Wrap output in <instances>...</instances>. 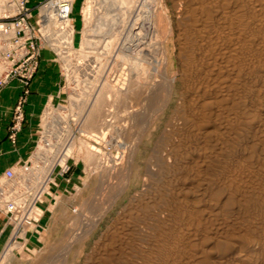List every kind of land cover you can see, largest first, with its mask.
Returning <instances> with one entry per match:
<instances>
[{
  "label": "rangeland",
  "instance_id": "obj_1",
  "mask_svg": "<svg viewBox=\"0 0 264 264\" xmlns=\"http://www.w3.org/2000/svg\"><path fill=\"white\" fill-rule=\"evenodd\" d=\"M109 1L27 0L19 50L38 62L25 107L39 105V126L29 157L8 168L42 151L71 167L49 194L43 242L4 249L0 264H264V0ZM88 2L93 27L117 18L102 27L112 54L82 51ZM3 4L0 21L22 18L18 1ZM12 81L22 91L0 103V143L18 149L24 88L13 79L0 93ZM105 81L101 131L86 117Z\"/></svg>",
  "mask_w": 264,
  "mask_h": 264
},
{
  "label": "built area",
  "instance_id": "obj_2",
  "mask_svg": "<svg viewBox=\"0 0 264 264\" xmlns=\"http://www.w3.org/2000/svg\"><path fill=\"white\" fill-rule=\"evenodd\" d=\"M16 1L19 2L18 10L22 18L14 22L4 21V19L0 21V90L13 79L20 81L24 88L14 109L17 117L11 128L12 138L15 137V131L20 128L23 120L25 99L30 92L29 83L38 67L37 59L33 54L26 57L23 51L19 50L22 46L19 35L27 27L28 7L27 0ZM66 17H61V21H65ZM68 26L70 27L69 24ZM57 158L58 156L53 155V152L48 155L47 152L42 151L39 156L26 161L24 165L8 168L0 175V216L5 215L6 222L11 227L5 249L13 245H22L23 248L28 249L30 233L39 234V229L43 228L42 204L45 197L57 185V176L67 174L71 167L68 163L69 156L62 162ZM42 167H46L47 171L42 172ZM57 168L58 171H56ZM66 180L70 182L71 179Z\"/></svg>",
  "mask_w": 264,
  "mask_h": 264
},
{
  "label": "crops",
  "instance_id": "obj_3",
  "mask_svg": "<svg viewBox=\"0 0 264 264\" xmlns=\"http://www.w3.org/2000/svg\"><path fill=\"white\" fill-rule=\"evenodd\" d=\"M37 3H39V0H37ZM31 85H32V91H33L32 95L34 93H38L39 92V69L35 77L33 78ZM21 91H22V87L17 81H12L8 86H6L0 93V101H1L0 103L2 107L3 108L7 107L9 109L12 108V105H14L13 103L15 102V100L17 99ZM10 99H13V100L11 101ZM5 105H11V106H5ZM25 112H26L27 118H26V122H25V126L23 130L24 132L26 131V133L24 134L27 137L25 139L23 135L20 136L18 149H13L12 147H8L9 145L6 146L7 144L5 145V143H2V144L0 143V175H2V173H4V171L9 166L13 165L14 163L16 162L20 163L22 161H25L29 157L32 151V149L29 147L33 145V143L32 142L29 143L28 137L37 128L36 126H39V105H34L32 99H30V103H28L25 107ZM8 124H9V121H6V127ZM2 151L6 153L1 154ZM75 172L77 174H75ZM71 173H72L71 177L74 179L76 183H78L79 181L77 178L79 175H81L80 167L73 166ZM66 186L70 187L68 186L67 183H65L64 185H61L62 188H65ZM54 197L55 196L50 197L48 195L45 197V200H44L45 206H43L44 216L42 219V223L46 226L49 224V222L52 220L54 216L53 215V210H55V208H53V206L55 205ZM10 230H11V227L6 222V216L1 215L0 216V255L3 253L7 245V242L10 236ZM30 238H31L30 241L32 242L33 246H39L41 242H43V240H41L42 234H40V236H37L36 234H32Z\"/></svg>",
  "mask_w": 264,
  "mask_h": 264
},
{
  "label": "bare ground",
  "instance_id": "obj_4",
  "mask_svg": "<svg viewBox=\"0 0 264 264\" xmlns=\"http://www.w3.org/2000/svg\"><path fill=\"white\" fill-rule=\"evenodd\" d=\"M106 1H108V0H106ZM110 1H111V2H110ZM110 1H109V2L112 3V0H110ZM115 1H116V0H115ZM118 1L121 2L120 4H123V6H124V3H125L124 1H127V0H122V1L117 0V2H114V3H117V5H118V4H119ZM128 1H131V0H128ZM133 1H134V0H133ZM139 1H140V0H139ZM4 2H6V0H0V15L2 14V12H3V10H4V5L7 4V3H6V4H3ZM86 2H87V0H86ZM89 2H90V0H89ZM89 2L87 3L88 7H87V8H84V9H86V10H85L86 12L84 11V12H85L84 14H85L86 17H85V25H84V30H83V39H81V40H82V44H81V45H82V51H83L84 53L88 52V53H86V55L89 54V55L91 56L90 53H93V52H91V51H86L87 49H88V50H91V49H89V48H91V47L97 45V47H98L99 50H100L101 48L99 47L100 45L98 46V44H103V43H104L105 46H107L108 44H109V45H112V44L115 42V41H113L114 38H111V37L109 36L110 34L107 35L106 31H104V29H103L102 27L105 26L106 24L108 25V22H111V23L113 22L112 24L114 25V21L117 20V18L115 19V18L112 17V19H115V20H114V21H113V20H110V21L107 20L108 22L105 23V25L103 24L102 21H104V20L106 21V19H104V20H100V23L103 24V26L100 24L101 27H99V26H98L99 24H98L97 26L95 25L96 28H95V26L93 27V25H92V19H91V17H92V16H91V15H92V13H91V9H93V7L91 8V6H92L93 4L91 3L92 5H91V4L89 5ZM141 2H142V0H141ZM135 3H136V1H134V4H133V5H135ZM112 4H113V3H112ZM112 4H110V6H111ZM127 4H129V3H127ZM127 4H126L125 6H127ZM140 4H141V3H140ZM137 5H138V4H137ZM63 6H64V5H63ZM63 6H59V10H61L63 14H64V13H67V14H66V15H63L62 17H64V16H65V17H66V16L68 17V16H69V13H68V12H69V10H70V7H69L67 4H66V6H64V7H63ZM129 6H130V4H129ZM136 7H137V6H136ZM111 8H112V7H111ZM115 8H116V7H115ZM115 8H114V9H115ZM131 8H134V7L131 6ZM116 9H117V8H116ZM118 9H119V8H118ZM135 9H136V8H135ZM57 10H58V9H57ZM111 10H112V9H111ZM132 10H133V9H132ZM113 11H114V10H113ZM116 11H117V10H116ZM121 12H123V11H120V13H121ZM127 12L129 13V11H127ZM108 13H109V12H108ZM120 13H118V16H119ZM111 14H112V13H111ZM123 14H124V13H123ZM101 15H102V13H101ZM103 15H104V14H103ZM109 15H110V14H109ZM99 16H100V15H99ZM110 16H111V15H110ZM120 16H121V15H120ZM120 16H119V17H120ZM122 16H123V19L125 20L124 15H122ZM122 16H121V17H122ZM103 17H104V16H103ZM106 17H107V16H106ZM115 17H116V16H115ZM119 17H118V20H119ZM121 17H120V18H121ZM128 17H129V16H128ZM92 18H93V17H92ZM104 18H105V17H104ZM107 18L111 19L110 17H107ZM121 19H122V18H121ZM126 20H127V19H126ZM98 21H99V20H98ZM122 21H123V20H122ZM93 22H94V21H93ZM116 22H117V21H116ZM97 23H99V22H97ZM111 23H110V24H111ZM135 23H136V22H134V24H132V26H133V28L131 27V28H132V29H131L132 31H135V30L138 28V27H137V28L135 27V26L137 25V24L135 25ZM147 23L149 24L148 21H147ZM147 23H146V24H147ZM116 24H117V23H116ZM107 25H106V26H107ZM113 25H112V26H113ZM140 25H141V24H140ZM110 26H111V25H110ZM98 27H99V28H98ZM107 27H108V26H107ZM107 27H104V28L107 29ZM113 27H114V26H113ZM141 27H142V25H141L139 28H141ZM109 28H110V27H109ZM148 28H149V27H148ZM69 29H70V27H69ZM102 29H103V31H102ZM109 30H110V29H109ZM109 30H108V31H109ZM125 30H126V29H125ZM100 32H103V33L105 32V35L102 33V34H103V35H101V36L103 37L102 40H97L95 37H96V36H100ZM109 32H110V31H109ZM120 32H121V31H120ZM69 33H70V32H69ZM98 33H99V34H98ZM115 33H116V32H115V30H114V32H113V36L115 35ZM118 33H119V32H118ZM122 33H124V32H122ZM135 33H136V32H135ZM137 34H138V33H137ZM66 36H67V35H66ZM108 36H109V37H108ZM114 37H115V36H114ZM122 37H124V36H122ZM126 37H127V36H126ZM108 38H111L112 40L109 39V40H110V41H109ZM124 38H125V37H124ZM99 39H101V38H99ZM106 39H107L108 41H107ZM67 40H68V39H67ZM124 41H125V40H124ZM62 42H63V41H62ZM115 44H116V43H115ZM109 45H108V46H109ZM122 45H123V44H122ZM101 46H102V49L105 47L104 45H101ZM103 46H104V47H103ZM116 46H117V45H116ZM95 47H96V46H95ZM109 47H110L109 50L111 51L110 53L112 54V50H111V48H112L113 46H112V47L109 46ZM109 47H105V48L108 49ZM123 47L125 48V46H123ZM123 47H122V48H123ZM93 48H94V47H93ZM93 48H92V49H93ZM98 48H95V49H98ZM124 48H123V49H124ZM126 48H127V47H126ZM68 49H69V48H68ZM106 49H104L105 51L103 50V51L105 52V54H106V52H107ZM115 49H116V48H115ZM119 49L121 50L120 47H119ZM126 50H127V49H126ZM71 51H72V50H70V51H68V52H71ZM75 51H76V50H75ZM63 52H65V51H63ZM77 52H78V51H77ZM100 53H103V52H100ZM120 53H121V51H120V52L118 51V53L115 54L116 57H117L118 59H119L120 57H121V59H123V58H125V57L127 56L125 53H124L123 55L120 54ZM202 53H203V52H202ZM94 54H95V53H94ZM98 54H99V53H98ZM98 54H97V55H98ZM105 54H104V55H105ZM65 55H66V54H65ZM67 55H68V54H67ZM109 55H110V54H108V56H109ZM124 55H126V56H124ZM94 56H96V54H95ZM100 56H101V55H100ZM108 56L106 55V58H108ZM123 56H124V57H123ZM67 57H68V56H67ZM86 57H87V56H86ZM92 57H93V56H92ZM92 57H91V58H92ZM96 57H97V56H96ZM96 57H95V58H96ZM98 57H99V56H98ZM111 57H112V56H111ZM113 57H114V56H113ZM89 58H90V57H89ZM95 58L93 57L92 59H95ZM109 58H110V57H109ZM92 59H91V60H92ZM113 59H114V58H113ZM121 59H119L118 61H120ZM126 59H127V58H126ZM128 59H129V57H128ZM89 60H90V59H89ZM91 60H90V61H91ZM107 60H108V59H107ZM107 60H106V61H107ZM123 60H124V59H123ZM123 60H121V62H123ZM133 60H134V59H133ZM97 61H98V58H97V60H96L95 62H97ZM116 61H117V59H116ZM124 61H126V60H124ZM128 61H130V60H127V62H128ZM92 62H94V60H93ZM103 62H104V60H103ZM114 62H115V61H114ZM135 62H136V61H135ZM99 63H100V62H99ZM106 63H107V62H106ZM123 63H124V62H123ZM123 63H122V64H123ZM125 63H126V62H125ZM114 64H116V63H114ZM117 64L119 65L118 62H117ZM134 64H135V63H134ZM134 64H133V65H134ZM73 65H74V64H73ZM106 66H107V65H106ZM106 66H105V67H106ZM128 66H129V65H128ZM129 67H130V66H129ZM97 70H98V69H97ZM97 70H96V71H97ZM96 71H95V72H96ZM125 71H126V70H125ZM129 71H130V70H129ZM91 73H92V72H91ZM123 73H124V72H123ZM97 74H98V73H96V75H97ZM124 74H125V73H124ZM94 75H95V73H94ZM126 75L128 76V74H126ZM123 76H124V75H123ZM125 78H126V76H125ZM135 78H136V77H135ZM108 80H109V79H108ZM108 80H107V81H108ZM124 80H125V79L122 80V81H123V84H124V82H125ZM127 80H128V78L126 79V81H127ZM107 81H105L103 84H101V88H100L99 92L97 93L95 99L93 98V99H94L93 104L90 106L89 111L87 110V111H88V112H87V117H86V118H87V119H86L87 121H86V120H85V121H86L91 127L94 126V125H96L97 122H100V119H101V122L104 123V122L102 121V117H103V116H101V114H102L103 111H104V102H105V101H104V97H105V95H104V94H105L104 91H105V88H106V84H109V82L107 83ZM116 81H117V80H116ZM119 81H121V79H120ZM134 81H135V80H134ZM129 82H130V81H129ZM129 82L127 81V83H129ZM105 83H106V84H105ZM121 83H122V82H121ZM120 85H121V84H120ZM125 85H127V84L125 83ZM113 86H114V85H113ZM107 87H109V86H107ZM111 87H112V86H111ZM111 87H109V89H110ZM107 89H108V88H107ZM107 89H106V90H107ZM112 90H113V89H112ZM105 92H106V91H105ZM107 92H108V91H107ZM93 99H92V100H93ZM89 101H90V100H89ZM89 101H88V102H89ZM88 102H87V103H88ZM89 103H91V102H89ZM84 104H85V103H84ZM88 105H90V104H88ZM88 105H87V106H88ZM49 108L51 109V107H49ZM50 109H49V110H50ZM87 109H88V108H87ZM103 118H104V117H103ZM105 118H106V117H105ZM105 122H106V121H105ZM117 122H118V121H117ZM83 124H84V123H83ZM101 125H102V124H101ZM104 125H105V124H104ZM104 125H102L101 127H103ZM108 125H109V124H108ZM96 126H97V125H96ZM98 126H99V125H98ZM98 126H97V128H98ZM99 127H100V126H99ZM94 128H95V126H94ZM84 129H85V128H84ZM98 129H100V128H98ZM102 129H103V128H102ZM102 129H100V130L102 131ZM85 131H86V130H85ZM91 135H93V134H91ZM95 135H97V134H95ZM95 135H94V136H95ZM96 137H97V136H96ZM78 140H79V139H78ZM62 142H63V141H62ZM48 144H49V143H48ZM87 145H88V144H87ZM90 145H91V144H90ZM91 147H92V146H91ZM71 148H72V147H71ZM89 149H90V148H89ZM92 149L95 150L93 147H92ZM57 150H58V149H57ZM88 151H89V150H88ZM90 151H92V150H90ZM62 153H63V152H62ZM89 154L91 155V153L88 152V155H89ZM53 155H54V154H53ZM93 155H94V154H93ZM109 156H110V155H109ZM90 157H91V156H90ZM63 159H64V157H63ZM110 159H111V158H110ZM194 163H196V162H194ZM98 164H99V163H98ZM196 164H197V163H196ZM197 165H198V164H197ZM100 167H101V166H100ZM102 169H103V168H102ZM255 261H256V260H255Z\"/></svg>",
  "mask_w": 264,
  "mask_h": 264
}]
</instances>
